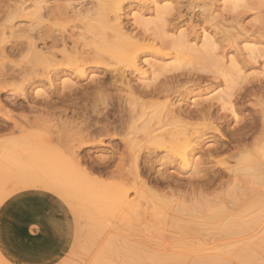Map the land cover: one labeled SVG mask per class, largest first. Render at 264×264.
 <instances>
[{
	"label": "rangeland",
	"instance_id": "374dc122",
	"mask_svg": "<svg viewBox=\"0 0 264 264\" xmlns=\"http://www.w3.org/2000/svg\"><path fill=\"white\" fill-rule=\"evenodd\" d=\"M116 1L0 0V264H264V0Z\"/></svg>",
	"mask_w": 264,
	"mask_h": 264
},
{
	"label": "bare ground",
	"instance_id": "6f19581e",
	"mask_svg": "<svg viewBox=\"0 0 264 264\" xmlns=\"http://www.w3.org/2000/svg\"><path fill=\"white\" fill-rule=\"evenodd\" d=\"M149 1V0H148ZM124 2V1H123ZM122 2H121V0H117L116 1V4H115V6H113V7H110L109 8V11L106 13V18L107 19H109V16L110 15H108V14H114V22H113V24H111V28L118 34V36L120 37V38H122L123 39V41L124 42H126V43H128V42H130V43H128V44H131L132 46H134L135 48H138V49H140V50H143V49H145V48H151V45L149 44L150 43V41L148 42V40L147 39H145V37L144 38H139V37H137V36H131L130 34H126L123 30L124 29H122L121 27H120V24L118 23L119 22V18H120V16H121V12L124 10V9H122ZM124 4V3H123ZM237 6H239L238 5V2L237 1H235V3H234V9L235 8H238ZM240 8V7H239ZM22 10H23V8H22ZM104 13V12H103ZM102 13V14H103ZM161 14V13H160ZM134 16V15H133ZM135 17V16H134ZM112 18V17H111ZM139 20V19H138ZM121 21V20H120ZM140 22H141V20H140ZM140 22H138V23H140ZM138 23H136L137 25H138ZM142 23H140L139 25H141ZM110 29V28H109ZM133 34H135V33H133ZM151 35V34H150ZM143 37V36H142ZM157 37H159V36H157ZM59 38V37H58ZM55 42V41H54ZM148 42V43H147ZM55 44V43H54ZM57 44V43H56ZM55 44V45H56ZM153 45V44H152ZM165 45V44H164ZM155 46V45H154ZM158 46V45H157ZM209 46V45H208ZM55 47H58V46H55ZM54 47V48H55ZM51 48H53V47H51ZM75 48H77L76 46H75ZM39 49V48H38ZM156 49V48H155ZM21 50H23V49H21ZM149 50V49H148ZM34 52V51H33ZM64 52V54L66 53V52H68L67 51V48L65 47V50L63 51ZM133 52V51H132ZM73 53H74V55H76L77 57H80V58H76V60H75V69H74V71L73 72H75L76 74L78 73V74H83L84 72H85V65H84V63H86V62H88V59H86V58H84L83 56H82V54H80L79 52H77V50H74L73 51ZM80 54V55H79ZM17 55V54H16ZM19 55V54H18ZM40 57L42 58V59H44L45 60V62H47V63H49V64H54V62L56 61L55 59H56V57H57V53H55V52H51V55L50 56H44V55H42V54H40ZM123 58V61L124 62H126L127 63V67H131V68H133V69H136V70H138V71H140L139 69H138V67H137V64H136V57L135 56H133V55H131V56H124V57H122ZM81 59V60H80ZM73 60V59H72ZM139 61V60H138ZM140 62V61H139ZM153 64V63H152ZM154 66H156L155 64H154ZM129 67V68H130ZM141 67V66H140ZM139 67V68H140ZM153 68V67H152ZM160 68V67H159ZM150 72V71H149ZM161 72V71H160ZM9 73V72H8ZM120 74V73H119ZM121 74H123V73H121ZM143 74L144 75H146V72H143ZM124 75V74H123ZM125 76V75H124ZM126 78V77H125ZM52 80L53 79H51V82H52ZM40 83V82H39ZM70 83V82H69ZM130 83V82H129ZM98 84V83H97ZM128 84V83H127ZM129 86H130V84H128ZM128 85H127V87H128ZM38 86V85H37ZM133 88V87H132ZM139 89H140V87H138ZM40 89V88H39ZM128 90V89H127ZM135 90V88H133V90H130L129 91V93H128V95L130 96V97H135V96H137L138 95V93L136 92V90ZM143 92V93H142ZM104 93V92H103ZM137 93V94H136ZM139 94H142L143 96L145 95H147V93H145L143 90L142 91H140V93ZM152 94V93H151ZM154 94V93H153ZM218 95H220V94H218ZM217 95V96H218ZM38 96H42L41 94H38ZM139 96V95H138ZM141 96V95H140ZM148 96H150V95H148ZM43 97V96H42ZM17 98V97H16ZM25 98V97H24ZM39 98V97H38ZM70 98V97H69ZM139 98V97H138ZM32 99V98H31ZM37 99V98H36ZM133 100H134V98H133ZM19 101V100H18ZM220 101V100H219ZM31 102H33V101H31ZM73 102V101H72ZM226 102H228V101H226ZM98 103V102H97ZM16 104V103H15ZM46 104V103H45ZM38 105V104H37ZM57 105V104H56ZM24 106V105H23ZM25 106H27V105H25ZM46 106V105H45ZM49 106V105H48ZM52 106H54V105H52ZM51 105H50V107H52ZM73 106V105H72ZM16 107H18V106H16ZM22 107V106H21ZM54 108H56V107H54ZM35 109H37V108H35ZM53 110V109H52ZM39 111V110H38ZM49 113V112H48ZM182 112H180L179 113V111H178V116H183V114H181ZM83 115V114H82ZM177 115V114H176ZM85 117V116H84ZM177 118H179V117H177ZM182 118V117H181ZM183 118H186V117H183ZM67 123V122H66ZM71 124V123H70ZM17 128H18V126H17ZM3 129V128H2ZM189 129V128H188ZM8 130V129H7ZM194 132V131H193ZM150 135V134H149ZM88 138V137H87ZM84 139V137H82L81 138V140H79L78 139V141H76V144H74L73 146H72V150L73 149H75V148H77L78 147V149L79 150H82V149H84V148H87V146L89 145V142L88 141H84L83 140ZM153 142H157V143H159L160 141H158V140H155V138H150ZM75 141V140H74ZM160 144V143H159ZM191 144V143H190ZM190 144L189 143H184L183 145H175L174 147H172L174 150H175V152L181 157V159H182V161L183 162H186V161H188V160H190V158H193V151L194 150H190ZM128 149H130L131 151H133L134 149H136V146H134V145H130V144H128ZM74 151V150H73ZM84 151V150H83ZM141 151H143L142 149H141ZM75 153V152H74ZM81 153V152H80ZM68 157H70V156H68ZM82 157H84V156H82ZM73 158V157H72ZM75 158V157H74ZM82 159V158H81ZM85 159V158H84ZM86 160V159H85ZM132 160V159H131ZM76 162H78V161H76ZM196 162V161H195ZM29 163V162H28ZM34 163V162H33ZM103 163H105V161H103ZM172 163V162H171ZM80 164V163H79ZM83 164V163H82ZM260 164V163H259ZM77 165V164H76ZM107 165V164H106ZM109 165V164H108ZM46 166H48V165H46ZM48 168V167H47ZM55 167H53V169H54ZM60 169H63V168H60ZM59 169V170H60ZM52 170V169H51ZM58 170V171H59ZM72 170V169H71ZM56 172V171H55ZM83 172V171H82ZM61 173V172H60ZM79 174H80V172H79ZM86 174V173H85ZM76 175V174H75ZM82 176V175H81ZM88 177V176H87ZM89 180V179H88ZM72 183H74V182H72ZM66 186V185H65ZM69 186V185H68ZM74 192V191H73ZM75 192H78L79 193V191H75ZM75 194V193H74ZM81 195V194H80ZM111 197V196H110ZM162 197H164V196H162ZM122 198V197H121ZM123 199H125L124 197H123ZM123 199H121L122 200V204H123V202H124V204H125V201L123 200ZM166 199V198H165ZM127 200V199H126ZM128 203V202H127ZM116 205V204H115ZM130 206V205H129ZM226 232H228V231H226ZM146 238V237H145ZM180 244H182V243H180ZM179 244V245H180ZM178 246V245H177Z\"/></svg>",
	"mask_w": 264,
	"mask_h": 264
}]
</instances>
